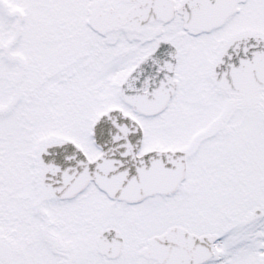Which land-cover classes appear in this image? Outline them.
Here are the masks:
<instances>
[{
  "label": "snow or ice",
  "instance_id": "1",
  "mask_svg": "<svg viewBox=\"0 0 264 264\" xmlns=\"http://www.w3.org/2000/svg\"><path fill=\"white\" fill-rule=\"evenodd\" d=\"M0 264H264V0H0Z\"/></svg>",
  "mask_w": 264,
  "mask_h": 264
}]
</instances>
